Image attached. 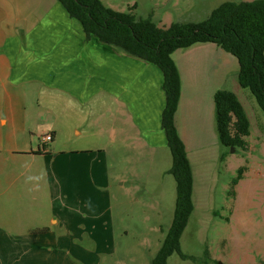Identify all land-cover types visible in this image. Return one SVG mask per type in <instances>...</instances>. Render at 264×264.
<instances>
[{"label":"crops","instance_id":"crops-1","mask_svg":"<svg viewBox=\"0 0 264 264\" xmlns=\"http://www.w3.org/2000/svg\"><path fill=\"white\" fill-rule=\"evenodd\" d=\"M172 58L181 81L175 123L192 166L197 216L213 200L226 159L215 95L241 90L240 66L211 42ZM164 81L157 65L87 38L59 0H0V264H91L78 248L113 253L115 184L171 185ZM67 105L91 121L85 131L74 126L85 145L74 141L68 151L55 145L58 133L45 130L40 111ZM47 133L53 140L44 143ZM87 237L89 248L76 244Z\"/></svg>","mask_w":264,"mask_h":264},{"label":"rangeland","instance_id":"rangeland-1","mask_svg":"<svg viewBox=\"0 0 264 264\" xmlns=\"http://www.w3.org/2000/svg\"><path fill=\"white\" fill-rule=\"evenodd\" d=\"M229 1L252 0H102L107 7L123 13L136 5L138 18H151L160 27L203 22ZM240 89L235 94L250 121L247 146L234 150L224 147L222 179L213 191V200L198 217L192 215L182 237V250L188 258L174 254L169 264H264V112L249 89ZM40 111L45 113V130L52 127L58 133L57 147L68 151L74 141L85 145V134L77 137L74 130L77 125L78 130L85 131L91 124L83 110H70L67 105ZM112 162L115 168V159L111 158ZM112 178L116 183V172ZM168 179L171 185L166 189L121 190L115 184V238L109 244L113 253L86 255L78 248V256L91 260V264H151L174 218L176 183L171 173ZM90 243L87 237L76 244L89 248Z\"/></svg>","mask_w":264,"mask_h":264},{"label":"trees","instance_id":"trees-1","mask_svg":"<svg viewBox=\"0 0 264 264\" xmlns=\"http://www.w3.org/2000/svg\"><path fill=\"white\" fill-rule=\"evenodd\" d=\"M59 1L71 18L82 24L87 38L95 36L103 43L155 64L164 74L167 104L162 127L173 157L170 173L177 183V196L172 225L151 264H169L174 254L186 258L181 241L194 212V179L175 123L181 81L172 54L200 43L217 44L238 59L239 84L251 91L264 112V0L225 2L203 22L176 23L167 28L159 27L151 18H138L136 5L123 13L107 7L102 0ZM215 105L222 145L245 148L250 121L238 96L221 90L215 95Z\"/></svg>","mask_w":264,"mask_h":264},{"label":"built area","instance_id":"built-area-1","mask_svg":"<svg viewBox=\"0 0 264 264\" xmlns=\"http://www.w3.org/2000/svg\"><path fill=\"white\" fill-rule=\"evenodd\" d=\"M52 140H53V135H52L51 133H47V134H44V135L42 136V141H43L44 143L50 142V141H52Z\"/></svg>","mask_w":264,"mask_h":264},{"label":"water","instance_id":"water-1","mask_svg":"<svg viewBox=\"0 0 264 264\" xmlns=\"http://www.w3.org/2000/svg\"><path fill=\"white\" fill-rule=\"evenodd\" d=\"M232 149L234 150V148H232ZM217 264H225V263H223V262L219 261Z\"/></svg>","mask_w":264,"mask_h":264}]
</instances>
